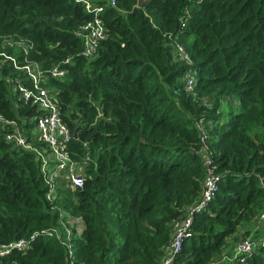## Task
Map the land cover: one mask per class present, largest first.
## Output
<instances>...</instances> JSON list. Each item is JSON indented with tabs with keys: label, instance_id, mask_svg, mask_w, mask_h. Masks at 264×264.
I'll return each instance as SVG.
<instances>
[{
	"label": "trees",
	"instance_id": "1",
	"mask_svg": "<svg viewBox=\"0 0 264 264\" xmlns=\"http://www.w3.org/2000/svg\"><path fill=\"white\" fill-rule=\"evenodd\" d=\"M90 1L107 30L92 59L76 36L93 20L84 4L0 0V115L47 154L30 122L39 112L12 90L31 82L5 57L39 65L85 174L81 188L58 177L50 193L36 152L7 143L0 125V244L31 241L0 264H160L203 190L200 120L220 180L172 264L221 260L228 240L252 234L264 200V0ZM9 41L32 46L25 56ZM55 65L64 78L47 74ZM244 264H264V247Z\"/></svg>",
	"mask_w": 264,
	"mask_h": 264
},
{
	"label": "built area",
	"instance_id": "2",
	"mask_svg": "<svg viewBox=\"0 0 264 264\" xmlns=\"http://www.w3.org/2000/svg\"><path fill=\"white\" fill-rule=\"evenodd\" d=\"M73 1L84 4L86 11L93 15V20L81 26L76 32V36L82 40V55L87 59H92L100 43L107 37V30L104 27L103 20L100 18V13L103 9L102 7L94 6L90 0ZM110 5L115 6L114 0H110ZM7 43L10 46L16 45L23 51L25 56L32 46L22 41L13 43L9 41ZM178 52L180 59L190 65V59L181 47H178ZM0 55L2 54L0 53ZM5 59L10 60L15 69L24 71L31 82V88H28L20 80L16 79L12 90L18 101H22L24 105L36 108L39 112V115L30 119V122L34 124L33 132L37 140L47 147L48 152L45 154L44 151L34 150L32 145L27 141L20 124L16 120H7L0 115V125L8 129V132L5 134V141L15 148L36 152L41 160V171L49 186L50 193L54 190L55 181L58 177L65 179L64 181L69 183L73 188H81L85 181V174L79 168V163L73 161L69 156L67 148L72 134L61 118L56 99L42 85L45 83L46 78L44 72L40 69L39 65L27 63L26 60L23 66H17L15 58L5 57ZM67 63L68 60L66 59L64 64ZM47 74L51 78L62 79L67 74V71L65 68L55 65L47 71ZM193 87L194 77L188 73L184 79V90L192 92ZM196 126L202 144L200 155L205 173L203 190L200 198L189 208L186 217L175 224L174 233L168 244L166 255L160 264L173 263L175 257L181 251L184 238L189 235L188 232L194 215L206 209L218 190L220 175L215 172L216 166L206 144L207 136L204 123L200 120ZM48 199H50V196H48ZM62 228L66 238L70 236V230L64 224ZM52 231H54L57 238L63 239L65 237L60 229H53ZM30 243L31 241L28 239H19L8 244H0V258L10 255L13 251L27 250L30 247ZM259 246L264 247V200L257 221L253 225L252 234L246 238H241L236 243L232 255H224L221 260L211 261L209 264H221L222 262H226V264H244L247 258Z\"/></svg>",
	"mask_w": 264,
	"mask_h": 264
},
{
	"label": "rangeland",
	"instance_id": "3",
	"mask_svg": "<svg viewBox=\"0 0 264 264\" xmlns=\"http://www.w3.org/2000/svg\"><path fill=\"white\" fill-rule=\"evenodd\" d=\"M79 168H81V167L79 166ZM81 169H82V168H81ZM80 171H81V170H80ZM70 226L76 228L77 231H79V224H78L77 221H73V222H71V223H70ZM240 237H241V236H240ZM236 242H237V241H233L232 239L228 240V247H227V250H226V251H228L229 256L233 254V252H234V248H235V246H236V244H235ZM234 245H235V246H234ZM229 252H230V253H229ZM228 254H227V256H228ZM221 264H226V262H222Z\"/></svg>",
	"mask_w": 264,
	"mask_h": 264
}]
</instances>
